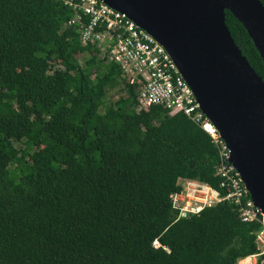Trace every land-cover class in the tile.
<instances>
[{"label":"trees","instance_id":"trees-1","mask_svg":"<svg viewBox=\"0 0 264 264\" xmlns=\"http://www.w3.org/2000/svg\"><path fill=\"white\" fill-rule=\"evenodd\" d=\"M67 1L0 0V264H237L255 254L260 226L229 203L175 222L180 179L225 192L220 151L182 112L142 109L138 85L107 56L115 32L84 44L90 18ZM226 18L264 81L247 30ZM115 89L123 95L106 105Z\"/></svg>","mask_w":264,"mask_h":264},{"label":"water","instance_id":"water-1","mask_svg":"<svg viewBox=\"0 0 264 264\" xmlns=\"http://www.w3.org/2000/svg\"><path fill=\"white\" fill-rule=\"evenodd\" d=\"M101 1L170 53L264 210V81L235 43L226 18L229 11L245 27L264 61L261 0Z\"/></svg>","mask_w":264,"mask_h":264},{"label":"built area","instance_id":"built-area-1","mask_svg":"<svg viewBox=\"0 0 264 264\" xmlns=\"http://www.w3.org/2000/svg\"><path fill=\"white\" fill-rule=\"evenodd\" d=\"M79 18H90L83 34V43L101 38V28L115 32V43L107 53L111 62L138 85L142 109L162 106L172 112H182L213 139L220 151L218 174L221 189L193 179H180V191L171 197L177 213L175 222L191 219L209 208L229 203L243 223L260 226L256 232L257 252L240 259L237 264H264V210L251 196L232 157V151L214 123L207 117L190 84L183 77L166 48L134 21L101 0H69L66 2ZM158 243V242H156ZM155 246L159 247V245ZM159 244V243H158Z\"/></svg>","mask_w":264,"mask_h":264},{"label":"rangeland","instance_id":"rangeland-1","mask_svg":"<svg viewBox=\"0 0 264 264\" xmlns=\"http://www.w3.org/2000/svg\"><path fill=\"white\" fill-rule=\"evenodd\" d=\"M84 57H86V56L80 57L81 63H83ZM122 95L123 94L120 93V91L118 89L110 91L108 100L106 101V105L112 104L113 102L118 100ZM102 111H104V107L102 108ZM156 245H159V244H156Z\"/></svg>","mask_w":264,"mask_h":264},{"label":"clouds","instance_id":"clouds-1","mask_svg":"<svg viewBox=\"0 0 264 264\" xmlns=\"http://www.w3.org/2000/svg\"><path fill=\"white\" fill-rule=\"evenodd\" d=\"M157 247V246H156Z\"/></svg>","mask_w":264,"mask_h":264}]
</instances>
